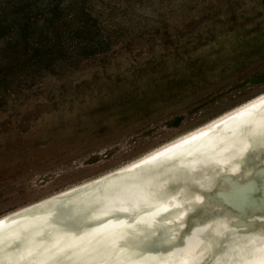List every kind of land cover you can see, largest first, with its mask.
Here are the masks:
<instances>
[{
    "label": "rangeland",
    "instance_id": "obj_1",
    "mask_svg": "<svg viewBox=\"0 0 264 264\" xmlns=\"http://www.w3.org/2000/svg\"><path fill=\"white\" fill-rule=\"evenodd\" d=\"M0 28L50 54L0 75V214L264 90V0H0Z\"/></svg>",
    "mask_w": 264,
    "mask_h": 264
},
{
    "label": "bare ground",
    "instance_id": "obj_2",
    "mask_svg": "<svg viewBox=\"0 0 264 264\" xmlns=\"http://www.w3.org/2000/svg\"><path fill=\"white\" fill-rule=\"evenodd\" d=\"M243 117L251 119L234 128ZM225 143L233 151L216 158L211 152ZM195 158L200 167L177 168ZM156 161L162 170L146 168ZM95 187L102 189L88 191ZM78 194L88 198L66 203ZM58 202L71 207L43 208ZM1 226L14 245L0 236V264H181L187 252L190 264H264V90L129 161L0 214ZM55 227L64 235L46 238ZM31 249L38 252L28 257Z\"/></svg>",
    "mask_w": 264,
    "mask_h": 264
},
{
    "label": "trees",
    "instance_id": "obj_3",
    "mask_svg": "<svg viewBox=\"0 0 264 264\" xmlns=\"http://www.w3.org/2000/svg\"><path fill=\"white\" fill-rule=\"evenodd\" d=\"M43 34L39 33L37 39H31L27 33H20L18 30L12 33L0 28V75L29 68L38 60L46 59L50 54L49 49L45 47L48 42L43 41ZM52 36L56 37L52 39L53 45L56 44L57 50L60 51L59 38L54 34Z\"/></svg>",
    "mask_w": 264,
    "mask_h": 264
},
{
    "label": "water",
    "instance_id": "obj_4",
    "mask_svg": "<svg viewBox=\"0 0 264 264\" xmlns=\"http://www.w3.org/2000/svg\"><path fill=\"white\" fill-rule=\"evenodd\" d=\"M251 118L250 117H243V119H239L240 121H239V125H237L236 127H234V128H237V127H239V126H243V125H245V123L247 122V121H249ZM211 143V142H210ZM212 144V143H211ZM225 147H224V149H223V151L221 150L220 152H218V153H213V152H211L212 154H216L215 155V157L216 158H220L221 157V155H222V153L224 152H228V151H233V149H234V147H231V145L230 144H227V143H225V145H224ZM216 147V146H215ZM222 147V146H221ZM210 149H212V146L209 148V150ZM249 150V147H248V149H246L245 151H235L236 152V154H240L241 152V154H243L244 153V155L247 153V152H249L248 151ZM209 152V151H208ZM179 153V152H178ZM178 153H175V154H173V155H176V154H178ZM189 154H191V153H189ZM189 154H187V155H189ZM205 155H207V154H205ZM172 156V155H171ZM180 157H182V156H180ZM185 157V156H184ZM202 158H195L194 160H191L190 161V163L188 164V165H186V164H182V163H180V165H182V166H179L178 165V167L177 168H182L183 167V169L185 168H187V167H190V168H192V169H194V168H198V167H200V166H198V164L202 161L201 160ZM161 160V159H160ZM162 161V160H161ZM161 161H156V162H154V163H150L149 165H146V168H149L150 167V169L154 166V169L155 168H157V167H161V170L163 169V165H162V163H159V162H161ZM213 163V162H211V161H208L206 164H208V163ZM155 164V165H154ZM206 164H203L202 166H204V165H206ZM214 164H216V163H214ZM146 168H144V169H146ZM148 170V169H147ZM146 172V171H145ZM151 172V171H150ZM129 175L130 174H128V175H125V176H123V177H119V178H116V179H112L110 182H108L109 184H111V185H116V183H118V181H122V180H124V179H126L127 177H129ZM120 181V182H121ZM119 182V183H120ZM108 183H106V184H108ZM110 185V186H111ZM116 187V186H115ZM119 187H121V186H119ZM102 189L101 187H95V188H92V189H90V190H88L89 192H93L92 190H95V189ZM145 196H146V199L148 200L149 199V195H146L145 194ZM145 196H140V197H138V199H137V201H135V207L137 206V207H139V205L141 204V203H144V202H140V203H138L140 200H145ZM74 198V199H73ZM71 197V199H73L72 201H70L71 199H69V202H68V200H67V202L66 203H69L70 205H76L79 201H81V200H85V199H87L88 197H84V196H81L80 194H78V195H76V196H74V197ZM56 203V202H55ZM60 202H58L57 204H49V205H47V206H45V207H43L44 209H46V208H48V207H50L51 205H58ZM63 203V202H62ZM116 203H118V201L117 202H115V204ZM61 204V203H60ZM68 206V205H63V204H61L60 206H63V207H60V208H57L59 211H64V209L65 208H67V207H71V206ZM43 208H41V209H43ZM132 208H134L132 205H130V206H128L126 209L124 208L123 210H122V212H126V211H128V209H132ZM34 213V212H33ZM114 213H118V214H120V212H118V211H116V212H114ZM113 214V213H112ZM35 215V214H34ZM155 215H157V214H155ZM154 215V216H155ZM102 217H103V215H101ZM158 216V215H157ZM22 218V217H21ZM25 218H26V216H25ZM22 220H24V218L22 219ZM136 223V222H135ZM10 224V223H9ZM12 224H14V222H12ZM6 226V225H5ZM8 226V225H7ZM257 226V225H256ZM259 226V225H258ZM261 226V225H260ZM4 227V226H3ZM2 226L0 227V228H3ZM11 227V226H10ZM47 226L45 225V228H46ZM62 227V226H61ZM50 229V228H49ZM49 229H48V231L47 232H43L44 234H46V236H48V237H46V238H52L53 236H56V237H61V236H63L64 235V233L62 234L61 233V231H59V230H57V229H59V228H56L55 227V230L56 231H54L53 233H51L50 231H49ZM43 231V230H42ZM3 232V231H2ZM1 231H0V236H6L4 239H6V240H8L7 242H9L8 244V246L7 247H9V248H11V247H13V243H14V241L11 239V238H8V235H5L4 233H2ZM15 232V231H14ZM60 232V233H59ZM7 234V233H6ZM11 235V234H10ZM43 235H41V234H37L36 235V237H34V240H35V242L36 243H39L40 245H43L44 243H43V241H44V239L45 238H41ZM223 236V234H221L220 233V235H218V237H216V238H221ZM15 238H18L19 236H14ZM10 239V240H9ZM60 238H58V240H59ZM15 241H17V240H15ZM7 242H6V244H7ZM6 244H4V245H6ZM3 245V246H4ZM67 248V247H66ZM13 249H15V248H13ZM4 250V248H1L0 249V252L2 253V251ZM38 252V249H31V251L29 252V255H28V257L30 256V255H32V254H35V253H37ZM239 253V252H238ZM207 254L209 255L210 254V252L208 251L207 252ZM206 254V255H207ZM186 257L187 258H184L183 259V261L181 262V264H190V262H191V256H190V253L189 252H187L186 254ZM15 262H16V260H15ZM15 262H14V264H15ZM193 264H200L199 262H195V263H193Z\"/></svg>",
    "mask_w": 264,
    "mask_h": 264
}]
</instances>
